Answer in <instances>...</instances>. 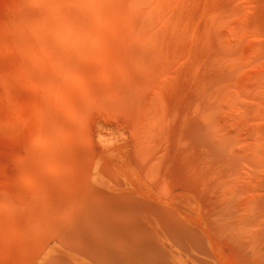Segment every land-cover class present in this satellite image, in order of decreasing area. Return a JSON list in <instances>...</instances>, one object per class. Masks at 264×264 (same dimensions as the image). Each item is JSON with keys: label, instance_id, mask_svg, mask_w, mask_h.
I'll return each instance as SVG.
<instances>
[{"label": "bare ground", "instance_id": "6f19581e", "mask_svg": "<svg viewBox=\"0 0 264 264\" xmlns=\"http://www.w3.org/2000/svg\"><path fill=\"white\" fill-rule=\"evenodd\" d=\"M86 1L23 11L18 36L28 46L36 36L58 74H85L89 107L115 89L114 120L133 132L47 137L33 181L6 198L5 239L29 246L27 264H264V73L243 88L239 50L218 31L236 0ZM254 9L264 28V0ZM109 69L121 77L95 76ZM84 100L61 95L56 124L92 116ZM230 102L240 117L227 115ZM50 187L37 212L34 196Z\"/></svg>", "mask_w": 264, "mask_h": 264}, {"label": "rangeland", "instance_id": "374dc122", "mask_svg": "<svg viewBox=\"0 0 264 264\" xmlns=\"http://www.w3.org/2000/svg\"><path fill=\"white\" fill-rule=\"evenodd\" d=\"M42 2L45 3V0H0V264H27L29 246L20 248L18 243L12 244L8 238L5 239L7 237L5 233L9 228V218L6 213L13 205L6 198L17 183L33 181L37 173L35 169L33 170V163L37 161V154L46 150L43 142L47 137L58 132L60 133L58 135L66 136L72 130L93 137H97L98 134L109 137V134L116 130L126 132L128 129L130 134L133 132L130 130L131 127L122 129L123 127L121 128V125L116 124L114 120L119 115L117 112L119 105L115 104L118 100L115 99L117 97L115 89L101 92L100 97L103 100H97L92 107H89L90 101L86 99L85 92L81 91L78 84L79 81L87 79L83 77L86 75L69 70H63L58 74L53 70L52 60L39 56L44 51L36 36L32 34L28 36L31 46L25 45L18 36L21 28L19 18L22 12L30 8L45 12L47 8ZM255 4L256 0H236L231 9L220 14L218 30L226 47L239 50L240 63L243 66L239 84L246 87L247 85L255 87L259 84L264 73V59L258 60V57L264 55V28L256 27L253 21ZM111 72L121 77V72L117 69L100 70L95 76L102 80L112 76ZM164 78L160 77L161 80ZM58 80H64L71 87L59 90ZM78 94L82 95L83 100L85 98L83 102L85 105L88 104L87 112H93V115L85 117L87 119L80 118L78 123L71 127H60L56 124L55 116L60 102L55 103V101H60L62 95L71 104ZM113 98L115 102L112 103ZM113 106L117 107L116 112H114L116 107ZM227 115L229 117L242 115L236 102L228 104ZM45 125L50 128L49 131L45 130ZM97 144L96 147L99 146ZM53 164L55 167H52ZM53 164L51 161H45L46 171L49 169L51 171L52 168L67 170L70 166L68 162L60 161ZM54 191L55 189L50 187L48 191L41 192L40 197L33 195L32 207L36 208L37 212H40V209L48 210V202L51 195L55 194ZM23 234L20 233L18 238L22 242L24 240L27 242L30 237L27 236L28 234L21 236Z\"/></svg>", "mask_w": 264, "mask_h": 264}]
</instances>
